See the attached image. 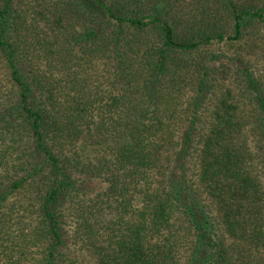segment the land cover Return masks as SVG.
I'll list each match as a JSON object with an SVG mask.
<instances>
[{
  "label": "trees",
  "instance_id": "1",
  "mask_svg": "<svg viewBox=\"0 0 264 264\" xmlns=\"http://www.w3.org/2000/svg\"><path fill=\"white\" fill-rule=\"evenodd\" d=\"M0 264H264V0H0Z\"/></svg>",
  "mask_w": 264,
  "mask_h": 264
}]
</instances>
